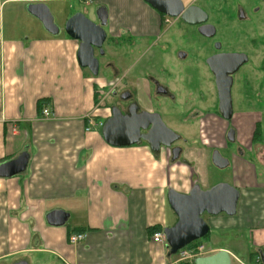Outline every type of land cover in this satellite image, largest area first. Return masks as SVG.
I'll return each mask as SVG.
<instances>
[{"label":"crops","instance_id":"1","mask_svg":"<svg viewBox=\"0 0 264 264\" xmlns=\"http://www.w3.org/2000/svg\"><path fill=\"white\" fill-rule=\"evenodd\" d=\"M47 2L67 6L57 11V36L27 12L28 5ZM100 7L107 12L99 57L104 78L78 65L79 42L64 32L76 13L96 23ZM25 17L37 23L27 22L35 30L29 36L20 23ZM158 35V17L143 0H0V164L22 152L29 155L24 174L0 179V264H182L176 254L169 255L165 242L152 241V234L177 221L167 192L188 194L194 185L208 190L218 183L235 188L239 198L233 216L203 217L208 256L225 251L231 264H262L264 120L254 143L252 138L255 118H263V111L256 115L244 104L233 122L237 153L234 146L223 153L230 171L214 183L208 148L222 147V142L210 145L186 137V147H204L186 153L194 165L187 170L169 165L165 150L107 145L101 125L90 120L103 112L95 109V95L110 84L105 77L124 76L129 54L145 47L139 60L156 46ZM43 109L49 118L41 115ZM53 211L67 215L63 226L47 224ZM80 232L85 240L69 245L67 238Z\"/></svg>","mask_w":264,"mask_h":264},{"label":"flooded vegetation","instance_id":"2","mask_svg":"<svg viewBox=\"0 0 264 264\" xmlns=\"http://www.w3.org/2000/svg\"><path fill=\"white\" fill-rule=\"evenodd\" d=\"M179 1L175 17L158 13L144 2L158 17V40L163 42L158 54H144L128 66L124 76H112L107 85L110 114L100 125L111 117L113 107L132 120L144 114L148 125L140 135L153 144L165 136L156 129L157 119L167 129V123L197 126L198 140L207 134L210 145L224 144L208 152L213 167L218 168L215 158L226 169L223 153L235 145L233 122L244 104L252 113L264 114V0ZM112 40L121 42L116 37ZM94 56L101 57L97 50ZM255 119L253 143L264 117ZM174 133L179 140L158 152L166 151L169 165L191 170L194 165L185 155L193 148L186 147L187 138L181 133ZM233 148L237 153V147Z\"/></svg>","mask_w":264,"mask_h":264},{"label":"water","instance_id":"3","mask_svg":"<svg viewBox=\"0 0 264 264\" xmlns=\"http://www.w3.org/2000/svg\"><path fill=\"white\" fill-rule=\"evenodd\" d=\"M143 2L158 13L170 17H175L177 8L181 6L179 0H143ZM27 12L41 23L48 34L51 36L59 34L60 29L55 25L46 5L30 4L27 7ZM95 18L96 23L90 21L81 13H76L66 21L64 26L65 34L79 42L78 65L83 69H87L93 77H97L99 72V61L94 56V50H97L102 56L103 44L106 40L104 32L107 25L106 10L103 7L97 8ZM144 120V114L139 116L138 119L132 120L127 116H122L121 112L113 107L111 117L101 127L102 139L107 145L118 148L139 145L143 142L156 153L161 146L169 148L172 143L179 140L180 137L167 129L158 119L155 126L157 130L165 134L164 138L155 140V144L151 143L149 139L141 138L140 130L146 129L148 125L144 123ZM177 155L174 157H177ZM28 161L29 155L22 152L13 160L0 164V179H10L24 174ZM217 162L214 158V165L220 169L223 168L225 163L219 165ZM166 197L170 209L177 218L172 227L165 228L162 232L164 241L169 248V255L173 256L185 246L203 239L208 234L209 228L203 218L205 215L212 217L219 214L233 216L236 211L239 193L229 184L218 183L208 190H201L198 185H194L188 194H181L170 189ZM66 219L67 215L61 211H53L46 216L47 224L53 227L63 226ZM16 264L26 263L18 262ZM192 264H231V260L225 251H219L206 257L196 258L192 261ZM262 264H264V257H262Z\"/></svg>","mask_w":264,"mask_h":264},{"label":"rangeland","instance_id":"4","mask_svg":"<svg viewBox=\"0 0 264 264\" xmlns=\"http://www.w3.org/2000/svg\"><path fill=\"white\" fill-rule=\"evenodd\" d=\"M75 5L76 4L73 3V7H75ZM46 6L49 8V11H50V13L52 14V16L54 18V23L57 26V24H56L58 22L57 11L62 6H64L65 8L67 6L62 5L61 3H51V2H47L46 3ZM9 7L10 6H7L6 7V11L7 12L9 10ZM25 18H26V20H22V21L20 20V23H22L21 25L24 26V30L23 31H25V33H26L25 36H29V35H31V34H33L35 32V30L33 31V27L32 26L33 25H36L37 26V23H35V21L34 22L31 21L29 19L31 17H25ZM27 22H29L32 26L29 25ZM148 41H151V40L149 39ZM162 42L158 40V42L156 43V46H154V48L151 51H145L144 53H145L146 57H148L149 55L154 54V53H157L158 54L159 53V50H160V43H162ZM104 46H106V45H104ZM144 48L145 47L138 48L137 50H135L134 52H132L131 54H129V59L127 60V64L128 65H131L135 60H137L138 56L144 51ZM99 62H100V64L103 63V61H102L101 58L99 59ZM141 63L142 62H140L138 64V67L140 66ZM103 69L104 68H102V65H100V67H99V74H98L100 78H104V76H103V74H104L103 73ZM105 78L108 79V81L111 82V80H110L111 77L110 76H106ZM107 94H109V88H107V86H106L105 89L103 90V94L101 93V95H100L98 93L97 95H95V109H97V110L101 109V111H103V112H101L100 114H98L99 113L98 112V113H96V115L92 116V119L93 120L90 118V120L94 124L95 123L101 124L102 121H103L104 116H107V115L110 114V106H111L112 103L110 102L109 98L107 97ZM105 98H106V100H105ZM94 124H93V126H94ZM166 126L169 129H171L172 131H174V132L181 133L182 136L187 137L189 140H197L198 139L197 136L195 135L196 134V131H197V126H187V125L182 126V125H179V124H169V123H167ZM204 133L206 134V132H204ZM202 136H203V138L201 140L208 142V140L205 137V135H202ZM207 137H208V135H207ZM198 145L199 144L196 143L195 145L189 146V147L190 148L198 147ZM211 166H210V170H211V172H210V181H211V183H214L215 181H218L220 178L221 179H224V178H226L228 176L229 171H230V167H227L226 169H223V170H218L216 167H213V166L211 167ZM222 177H224V178H222ZM201 240H203V241L206 242L208 240V236L204 237ZM217 241H218V243H221V240H217ZM210 244H211V242H210Z\"/></svg>","mask_w":264,"mask_h":264},{"label":"built area","instance_id":"5","mask_svg":"<svg viewBox=\"0 0 264 264\" xmlns=\"http://www.w3.org/2000/svg\"><path fill=\"white\" fill-rule=\"evenodd\" d=\"M41 115L44 118L50 117V113L47 109H43ZM90 125L92 126L93 124L90 122ZM87 131H89V129H87ZM85 238H86V234L84 232L74 233L67 238V242L69 245H77L83 242ZM152 241L154 243H159V244L165 242L163 234L161 232H155L152 236ZM209 253L210 250L207 248L206 244L203 241H196L179 250L176 253V257L178 262L192 264V261L194 259L206 257L208 256Z\"/></svg>","mask_w":264,"mask_h":264},{"label":"trees","instance_id":"6","mask_svg":"<svg viewBox=\"0 0 264 264\" xmlns=\"http://www.w3.org/2000/svg\"><path fill=\"white\" fill-rule=\"evenodd\" d=\"M152 235H153V234H152ZM206 236H207V235H206ZM206 236H205V237H206ZM199 241H203V240H199ZM182 264H189V263H182Z\"/></svg>","mask_w":264,"mask_h":264}]
</instances>
